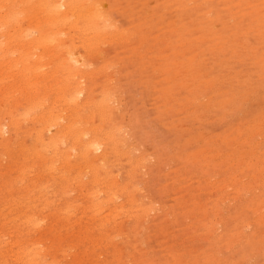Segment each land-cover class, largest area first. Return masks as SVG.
I'll return each mask as SVG.
<instances>
[{"label": "bare ground", "instance_id": "1", "mask_svg": "<svg viewBox=\"0 0 264 264\" xmlns=\"http://www.w3.org/2000/svg\"><path fill=\"white\" fill-rule=\"evenodd\" d=\"M104 1L106 0H0V136L2 138L5 134L19 138L23 135L29 139L28 145L19 152L20 166L17 171L20 174L16 180L17 183L28 180L29 183H24L21 188L25 198L30 199L35 192L42 199L44 195L43 203L46 207L56 204V200H50L51 196L57 195L66 201L69 191L76 190L78 198L74 197V200L64 206L51 208L48 215H63V218L67 219L72 215V204L76 203L83 215L96 213V216H102L97 224L101 229H108V219L116 214L124 216L136 211V215L132 216L135 221L148 216L153 210L149 206L141 209L143 195L133 176L134 170L146 163V158L143 155L134 159L128 158L131 146L128 147V138L124 133L130 131L132 137L141 142L138 135L140 121L134 114H128L127 104L119 99L118 90L130 93L129 69L135 65L139 67L137 71L143 77L140 84L145 88L147 84L144 82V66L153 67L150 62L152 58H160L155 72L162 74L166 83H174L170 90H165L169 98L167 104L173 106L176 102L179 105V109L170 111L171 114L181 113L187 107L190 108L189 105L195 106L192 114L209 113L208 103L211 102V106H214V100L217 99L218 103L212 110L214 115L221 114L223 121L238 115L240 120L244 121L242 117L258 100L255 91H259L261 86H256L249 80L244 83L246 89L240 92L233 89L223 93L221 87L227 80L214 76L204 66L206 47L211 44L219 53L229 51L238 58L242 51L237 47L232 48L224 41L229 34L231 40L242 36L245 58L257 67V76L262 82L264 54L257 56L256 53H263L264 49L259 51L256 45L254 46L249 39V29L239 30L235 24L232 29L225 27L228 33L218 38L214 31L215 25L209 22L226 24L222 15L231 13L237 23L243 17L259 13L256 19L260 24L259 40L262 41L264 0H237V3L236 0H158L164 12L173 10L176 17V30L169 32L171 38L167 42V56H151L149 50H154L153 45H156L159 39L152 38L148 41L151 35L167 33L171 29L163 20L164 17L156 16L152 9L141 13V9L132 17L130 23L134 24L133 28L119 26L115 21V13L118 11L109 8L105 10L102 5ZM118 1L112 0L114 9ZM233 9L236 13H232ZM119 13L123 15L122 12ZM145 20L148 21L146 24L138 26V23ZM197 34H200V37ZM144 36H147L146 41ZM104 46L113 48V57L103 53ZM128 54L132 57H128ZM123 55L127 57L123 58ZM121 64L125 66L124 74L117 70ZM178 72L184 73L185 76L179 78ZM198 73L205 74L199 76ZM116 76L121 79L119 85L116 83ZM233 81L237 79L234 78ZM177 87L186 90L189 96L186 101L177 100L174 94ZM159 92L163 98L164 92ZM156 116L160 118L158 113ZM240 132L247 150L242 154L235 150V162L232 167L244 159V155H250L252 159L246 163L248 173L244 175V170L232 169L234 178L223 180L219 186L220 196L210 209L218 218L221 215L220 209L223 208L219 207L221 202L225 204L224 201L229 198L240 201L245 193L252 192L250 206L243 209L245 220H235L233 231L236 234L231 236V239L235 238L238 228L248 227L255 222L257 229L253 230V234L251 231L245 239V245L250 247L254 237L264 229V179L254 191L258 180V176H255L256 170L264 169V124L257 130L256 123L250 121ZM224 143L226 145L229 142ZM29 160H33V164L44 171L37 169L39 171L34 175L36 180L32 175L27 179V174L35 170L32 162L28 165ZM254 160L260 163L259 167L253 164ZM257 167L259 169H256ZM120 168H129L133 172H128V169L123 172ZM262 173L264 176V170ZM41 174L47 178L46 183L41 181ZM237 182H240V187L232 192V186ZM12 184L6 183V187H10L9 195L14 192ZM48 187L51 190H46ZM134 196L135 199H132ZM14 197L10 196L7 201H15L13 203L16 206L20 204L25 207L21 217L27 232L22 235L29 236L30 233L40 232L50 217L41 212L42 208L31 212L30 201L27 202L29 207L27 204L22 205L19 197L13 199ZM120 199L124 201L119 203ZM35 200L34 198L33 201ZM13 209L15 210L11 208ZM87 226L88 230L95 227L92 223H87ZM11 228L13 230V227ZM211 230L212 226L204 227L202 235H207ZM226 234L227 232L222 231L210 244L215 243L219 247ZM21 236H16L15 241L9 242L16 246V249L11 248V253L1 251L5 254L4 263L9 264L8 257L22 264H44L45 258L49 256V253L42 250L47 239L35 241L30 237ZM263 241L264 235L259 244L264 245ZM55 247L56 245H53L52 249ZM210 255V252H204L201 255V264H214L216 256L212 258ZM226 264L238 263L232 261Z\"/></svg>", "mask_w": 264, "mask_h": 264}, {"label": "rangeland", "instance_id": "2", "mask_svg": "<svg viewBox=\"0 0 264 264\" xmlns=\"http://www.w3.org/2000/svg\"><path fill=\"white\" fill-rule=\"evenodd\" d=\"M130 1L119 0L116 9L112 6V0H106L102 5L105 10L109 8L112 11H118V13H115V21L119 26L133 28L134 24L130 23L132 17L135 12L141 9V13L146 9H152L155 11L156 16L164 17L163 20H165V23L167 22V26H171V29L168 32L166 30L167 33L161 32V34L151 35L148 41L152 38L159 39L158 43L153 45L155 46L154 50H149L151 56H167L169 53L167 42L171 38L169 32L176 30L174 29L176 21L174 11L164 12L158 0H142L140 2L133 0L131 3ZM256 1L258 0H250V2ZM223 8L227 9L224 6ZM119 11L122 12V16ZM232 13H236L234 9ZM257 16H259V13L250 14L235 23L234 18L229 13L222 15L226 24L209 23L215 25L214 31H216L215 34L218 38L228 33L225 27L232 29L235 24L239 30L249 29V39L261 51L264 49V39L259 40L260 24L257 22ZM143 18H145L144 15ZM146 22L148 21H142L138 23V26L144 25ZM261 26H264V23ZM197 35L200 37V34ZM226 36L224 42L232 48H239L242 53L236 58L229 51L219 53V50L214 49L215 46L210 44L206 47L204 66L214 76H221L227 80L221 87L223 93H228L229 90L233 89L240 92L242 89H246L244 83L249 80L256 86H261L259 91H255L258 94V100L250 107L248 113L242 117L244 121H241L238 115L227 121H223L221 114L214 115L212 110L218 103L217 99L214 100V106H211V102L208 103L209 113L196 112L192 114L195 106L189 105L191 109L187 107L181 113L171 114L172 111L179 109V105L176 102L173 106L167 104L169 98L165 90H168V88L170 90L174 83H166L165 77L155 72L154 69L160 64V58H152L150 62L153 67L151 65L144 66L146 90L140 84L143 77L137 71L139 69L137 65L129 69L131 73L130 93L118 90L120 101L127 104L128 114H134L140 121V133H138L141 138L140 143L136 137H132L133 134L130 131L127 130V133L124 134L128 138V147L131 146L130 157L128 158L134 159L143 155L146 158V163L141 164L142 168L135 169L134 172L129 168H120V171L123 170L124 172L125 169H128V172H133L134 181H136L143 195V207L141 209L148 206L153 209L144 218L133 221L132 216L136 215V211L124 216L116 214L115 217L108 219L106 223H110L108 229H101L97 223L102 216H96V213L83 215L82 210L77 207L76 203L72 204L73 207L70 209L72 215L67 219L63 218V215L49 216L48 211L51 208L64 206L72 199L78 198L79 194L76 190V192L74 190L69 191V197L67 196L66 201L60 199L57 195L55 197L49 196L50 200L54 199L51 201L56 200V204L46 205V207L43 203L44 195L42 199L35 192L34 197L25 198L24 191L21 192V188L24 183L28 184L29 182L27 180L17 183L16 180L18 174H20L17 171L20 166L19 152L28 145L29 139L23 135H20L19 138L5 136V134L2 138L0 136V200L3 199L0 201V242L3 241L0 243V264H5V254L1 251L11 253L10 251L16 249V246H12V243L9 242L15 241L16 236L20 237L22 233L27 232L21 217V212L25 207L20 204V207H18L19 205L16 206L13 203L15 201H7L10 196H15L13 199L19 197L22 205L27 204L29 206L31 204L30 209L32 210L29 209L31 212L37 211L36 208L38 210L42 208L41 212L50 217L47 225L40 232L30 233L29 236H21V238L30 237L35 241L47 239L45 246H41L43 251L49 253L44 264H201V255L204 252H210L213 255H210L212 258L216 256L215 258L219 261L215 259L214 264H226L232 261H237L238 264H264V245L259 244L262 242L264 229L254 237L250 247L245 245L246 237L251 231L253 234V230L257 229L255 222L249 224V228L247 226L238 228L236 237L231 239V236L236 234L233 231L236 226L235 220L238 218L239 220H245L243 209L250 206L251 201L249 199L252 192L245 193L240 201L229 198L224 201L225 204L221 202L219 207L223 208L220 209L221 215L218 218L213 215V211L210 209V207H214V201H217L220 196L219 186L223 183V180L234 178L232 169L244 170V175L248 173L246 163L252 159L250 155H244V159L240 160L235 167H232L235 162V150L238 154H242L247 150L240 131L250 121L256 123L257 130L264 124V82L260 81L257 76V67L250 64L251 60L245 58L242 36L234 37L233 40H231V34ZM143 38L146 41L147 36ZM102 51L113 57L112 47L104 46ZM256 54L262 56L264 52L257 51ZM125 57L127 55H123V58ZM128 57L131 58L132 55L128 54ZM124 68L125 66L121 64L117 70L124 74ZM204 74L198 73L199 76ZM178 75L179 78L185 76L184 73L180 74V72H178ZM116 78V83L119 85L121 79L118 76ZM234 78L237 81H233ZM159 91L164 92L163 98L162 93ZM174 94L177 100L186 101L189 97L186 90H182L180 87L176 88ZM156 113L159 114L160 118L156 116ZM254 140L256 141V139ZM224 141L229 143L225 145ZM140 152L143 153L140 154ZM13 153L15 154L13 155ZM30 162L33 164V160H29L28 165H31ZM253 164L260 166V163H257L256 160L253 161ZM33 166L35 170L33 173L27 174V179L42 170L34 164ZM258 167L256 169H259ZM263 170H256L255 176H258V180L254 185V191L259 188L261 180L264 179ZM42 172L44 171L42 170ZM41 177L43 178H41L42 182L47 181L44 175L41 174ZM7 182L13 183L12 191L14 192L10 195L8 193L10 187H6ZM198 182H201V184H198ZM49 187L46 190H51ZM238 187H240V182L235 183L231 191L233 192ZM5 198L6 200H4ZM34 198L35 201H33ZM132 199H135V196ZM123 201L124 199H120L119 203ZM243 204L245 205L242 206ZM10 207L15 208V210H11ZM19 208H21L20 212H18ZM10 210L11 212H9ZM228 216L229 218H227ZM87 223H92L95 227L88 230ZM239 225L242 224L239 223ZM5 226L6 228H3ZM208 226H212V233L202 235L204 227ZM11 227H13V230ZM222 231L227 232V234L220 246L218 247L215 243L210 244V241L216 239ZM6 232L10 234H6ZM100 238H103L102 241L98 240ZM53 245H56L54 250L52 249ZM7 260L9 264H22L20 261H12V258L7 257Z\"/></svg>", "mask_w": 264, "mask_h": 264}]
</instances>
